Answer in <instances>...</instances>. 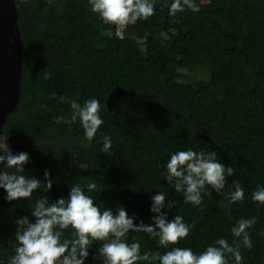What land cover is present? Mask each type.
<instances>
[{
  "label": "trees",
  "instance_id": "16d2710c",
  "mask_svg": "<svg viewBox=\"0 0 264 264\" xmlns=\"http://www.w3.org/2000/svg\"><path fill=\"white\" fill-rule=\"evenodd\" d=\"M152 3L155 14L129 26L120 40L106 35L114 26L103 24L88 0H15L22 69L18 100L0 137H8L13 154H28L23 175L43 181L47 169L53 187L12 202L0 189L4 264L14 254L15 221L28 216L34 222L35 199L54 202L66 198L73 184L89 182L97 184L90 195L101 209L123 206L137 224L151 223L152 196L164 192L168 219L181 215L194 225L177 246L197 254L218 238L232 244L231 227L255 217L248 229L253 247H241V264H264V204L251 198L264 186V0H194L200 10L185 9L177 23L168 14L172 0ZM146 33L144 43L132 39ZM62 95L81 105L100 101L104 123L91 144L79 120L71 126L55 122L72 112L58 99ZM104 135L111 139L108 154L100 151ZM188 148L214 150L235 170L220 194L210 187V194L202 193L200 206L185 204L164 176L170 154ZM233 180L244 189V200L222 207ZM133 236L142 252L166 251L145 233H129V242ZM96 249L85 264H100L92 259Z\"/></svg>",
  "mask_w": 264,
  "mask_h": 264
},
{
  "label": "clouds",
  "instance_id": "9594fccd",
  "mask_svg": "<svg viewBox=\"0 0 264 264\" xmlns=\"http://www.w3.org/2000/svg\"><path fill=\"white\" fill-rule=\"evenodd\" d=\"M91 11L105 25H112L115 31L107 30L106 35L124 40L126 29L140 20H148L155 14L152 0H88ZM188 9L198 12L199 6L194 0H172L168 14L172 23H177V14ZM132 36L138 43H144L147 38ZM53 98L56 94L53 93ZM61 102H67L71 107V115L58 116L57 124L65 123L71 126L79 120L83 129L84 141L91 144L104 123L100 116L101 104L92 98L81 105L75 99L59 96ZM8 137H0V189L6 193L9 202L21 199L31 200L35 190L44 188L46 192L53 187L49 170L44 171V180L23 175L24 165L29 162L25 152L13 154L8 143ZM101 153L108 154L111 149L109 136L102 137ZM83 144V141H82ZM81 171H86L87 164H78ZM235 170L218 161L216 151L196 152L191 148L170 154L164 173L165 180L181 193L183 202L193 206L203 204L202 193L210 187L221 193L226 186V178L233 177ZM234 191L228 194L227 205L243 202L244 189L238 180L232 181ZM85 188L87 191H85ZM97 191V184H73L69 195L50 202L48 196L35 199L30 207L31 217L23 216L15 221L16 246L9 264H85L89 250L97 245L92 255L94 261L100 264H241V247H253L248 229L256 224V218H241L230 229L235 238L229 244L226 238H218L213 244L200 253H194L191 248L177 246L187 238L194 225L186 223L181 215L168 219L165 208V193L159 192L152 196L150 211L155 214L151 223H135L136 215L129 216L123 206L101 209L90 193ZM254 203L264 204V186H257L252 193ZM175 206V201L167 203L169 211ZM129 233H145L149 238L156 239L158 248L165 252L141 251L139 240L133 236L129 242ZM2 262V261H0ZM3 264V262H2Z\"/></svg>",
  "mask_w": 264,
  "mask_h": 264
},
{
  "label": "water",
  "instance_id": "95a60500",
  "mask_svg": "<svg viewBox=\"0 0 264 264\" xmlns=\"http://www.w3.org/2000/svg\"><path fill=\"white\" fill-rule=\"evenodd\" d=\"M17 21L15 0H0V126L15 107L19 94L22 44Z\"/></svg>",
  "mask_w": 264,
  "mask_h": 264
}]
</instances>
